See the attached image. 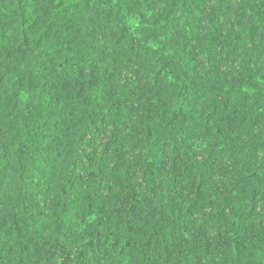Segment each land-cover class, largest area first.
I'll return each instance as SVG.
<instances>
[{
    "label": "trees",
    "instance_id": "trees-1",
    "mask_svg": "<svg viewBox=\"0 0 264 264\" xmlns=\"http://www.w3.org/2000/svg\"><path fill=\"white\" fill-rule=\"evenodd\" d=\"M0 264H264V0H0Z\"/></svg>",
    "mask_w": 264,
    "mask_h": 264
}]
</instances>
